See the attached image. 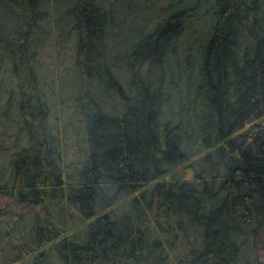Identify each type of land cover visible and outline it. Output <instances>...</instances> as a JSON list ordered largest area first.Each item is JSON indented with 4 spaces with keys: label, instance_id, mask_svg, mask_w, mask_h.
Wrapping results in <instances>:
<instances>
[{
    "label": "trees",
    "instance_id": "obj_1",
    "mask_svg": "<svg viewBox=\"0 0 264 264\" xmlns=\"http://www.w3.org/2000/svg\"><path fill=\"white\" fill-rule=\"evenodd\" d=\"M0 198V264H264V0H0Z\"/></svg>",
    "mask_w": 264,
    "mask_h": 264
},
{
    "label": "rangeland",
    "instance_id": "obj_2",
    "mask_svg": "<svg viewBox=\"0 0 264 264\" xmlns=\"http://www.w3.org/2000/svg\"><path fill=\"white\" fill-rule=\"evenodd\" d=\"M165 1L166 0H157V3L163 4ZM59 10V8H56L50 13L55 14L54 18L56 16L60 17L62 13H60L61 11L57 12ZM44 59L45 63L43 66H47V68H44L43 71L45 73V79L49 82L47 93L51 99L53 116L58 117V119L64 123H68L71 121L70 118L73 115V111L69 108L70 105L68 107H59L58 98L61 96L65 100V104L68 105L69 102L74 100L75 94L77 93L76 80H73L71 76L74 62V46L70 34H60L57 37V41L53 38L50 39V43L44 52ZM56 83L59 84L58 87L55 86ZM2 96H4V94H1V97ZM5 202L6 199L0 198V207L3 206ZM35 209L36 208H34V210ZM6 243L3 241L0 242L1 253H7ZM27 257V255H24L17 263L28 262L29 259H27Z\"/></svg>",
    "mask_w": 264,
    "mask_h": 264
}]
</instances>
